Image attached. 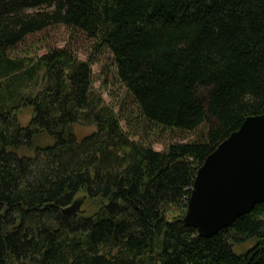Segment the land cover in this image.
Masks as SVG:
<instances>
[{"label":"trees","instance_id":"trees-1","mask_svg":"<svg viewBox=\"0 0 264 264\" xmlns=\"http://www.w3.org/2000/svg\"><path fill=\"white\" fill-rule=\"evenodd\" d=\"M56 25L110 54L144 121L203 134L154 151L121 130L89 63L8 55ZM263 111L264 0H0V264H264V203L210 238L182 224L204 158Z\"/></svg>","mask_w":264,"mask_h":264},{"label":"water","instance_id":"water-1","mask_svg":"<svg viewBox=\"0 0 264 264\" xmlns=\"http://www.w3.org/2000/svg\"><path fill=\"white\" fill-rule=\"evenodd\" d=\"M83 195L62 208V215L81 212ZM264 203V111L246 117L209 153L195 172L184 227L203 238L228 228L235 219Z\"/></svg>","mask_w":264,"mask_h":264},{"label":"rangeland","instance_id":"rangeland-1","mask_svg":"<svg viewBox=\"0 0 264 264\" xmlns=\"http://www.w3.org/2000/svg\"><path fill=\"white\" fill-rule=\"evenodd\" d=\"M61 48H66L78 60L89 63L94 92L118 115L121 130L130 140L149 145L154 151H162L169 144L195 141L203 134L202 127L192 132H183L164 129L144 121L118 82L110 54L76 29L60 25L51 26L25 37L8 55L12 58L36 59L51 49ZM30 117L31 109L27 107L22 108L16 115L21 127L28 123ZM88 131L85 127H77L74 130L77 137Z\"/></svg>","mask_w":264,"mask_h":264}]
</instances>
